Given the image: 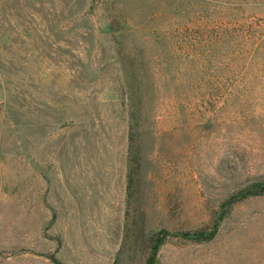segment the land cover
Masks as SVG:
<instances>
[{"label":"rangeland","instance_id":"obj_1","mask_svg":"<svg viewBox=\"0 0 264 264\" xmlns=\"http://www.w3.org/2000/svg\"><path fill=\"white\" fill-rule=\"evenodd\" d=\"M0 264H264V0H0Z\"/></svg>","mask_w":264,"mask_h":264},{"label":"trees","instance_id":"obj_2","mask_svg":"<svg viewBox=\"0 0 264 264\" xmlns=\"http://www.w3.org/2000/svg\"><path fill=\"white\" fill-rule=\"evenodd\" d=\"M132 115V114H131ZM132 122V119L129 118V124ZM128 135H129V141H132L133 137H134V131H133V127L132 124L129 126V130H128ZM136 149H132V147L129 149V152L132 154V152H134ZM134 154V153H133ZM133 161L134 163L138 162L136 156H133ZM132 166L129 167L128 173H127V188L130 190L131 185L133 183V179H132ZM142 234V233H141ZM161 242V239L157 241V243L152 247L153 249V255L155 254L156 250L158 249V245ZM153 260V259H152Z\"/></svg>","mask_w":264,"mask_h":264}]
</instances>
